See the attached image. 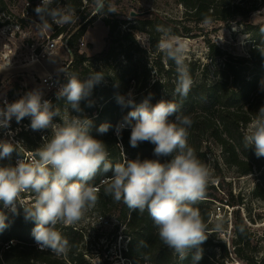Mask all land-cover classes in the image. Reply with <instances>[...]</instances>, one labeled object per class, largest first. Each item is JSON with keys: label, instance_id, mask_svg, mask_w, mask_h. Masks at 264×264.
Instances as JSON below:
<instances>
[{"label": "clouds", "instance_id": "obj_1", "mask_svg": "<svg viewBox=\"0 0 264 264\" xmlns=\"http://www.w3.org/2000/svg\"><path fill=\"white\" fill-rule=\"evenodd\" d=\"M104 2L94 0L97 14L104 10ZM34 11L39 18L34 25L40 36L53 24L63 26L77 19L72 8L60 6L57 0H41ZM109 12H116L115 8L110 6ZM209 22L207 18L204 21ZM157 31L164 33L158 48L176 65L172 95L186 98L193 84L184 62L186 45L161 26ZM61 71L66 74V82L60 85L56 96L65 103L63 112L58 105L54 107L49 100L42 99L40 89L28 91L11 103L4 101V107H0V128H9L13 117L17 123L30 117L32 130H51L50 136L42 137V145L27 159L19 142L0 140V161L10 160L14 152L23 156L15 165H0V204L14 215L23 209L24 220L34 222L31 235L41 251L67 255L69 241L60 227L85 219L99 199L100 189L92 182L98 174L111 172L103 181L104 194L114 202H123L131 211L141 215L147 212L160 242L180 260L195 249V264L202 258L201 245L209 235L224 229L222 218H217L210 228L194 206L206 198L209 184L215 181L208 165L189 146V129L193 125L190 115L179 114L170 120L181 108L174 99L152 104L149 93L137 103L133 90L117 95V103L131 110L117 124L116 135L120 137L125 128H130V146L150 143L156 158L128 159L124 155L121 162L113 164L106 144L91 134L92 120L73 116L69 111L82 112L81 101L87 100L88 106H92L88 98L104 80V72L94 71L81 79L76 72ZM260 91L264 92V79L260 81ZM56 117L61 122H54ZM110 127L104 123L97 131L104 134ZM242 142L245 149L254 147L257 158L264 157V105L243 131ZM161 157L171 159L161 162ZM25 194L28 199H24ZM6 221V214L0 210V232L9 226Z\"/></svg>", "mask_w": 264, "mask_h": 264}, {"label": "trees", "instance_id": "obj_2", "mask_svg": "<svg viewBox=\"0 0 264 264\" xmlns=\"http://www.w3.org/2000/svg\"><path fill=\"white\" fill-rule=\"evenodd\" d=\"M31 5L30 12L34 11L35 3L41 0H26ZM74 10L77 21L73 24L63 26L52 25L53 37L61 36L71 53V64L67 71L76 72L81 79L94 72L93 67L99 62H108L115 55L119 46V26L125 23L122 12H109L108 1L104 2V10L97 14L96 8L91 7L93 0H57ZM186 9L187 19L197 23H204L207 18L210 22L234 21L244 22L251 25V15L258 9L256 4H246L243 0H179ZM6 2L0 0V10L5 11ZM95 11V12H94ZM94 13V14H93ZM108 16V34L105 38L103 49L93 55L86 51L80 52L82 39L87 33L90 25L100 16ZM240 18V19H238ZM8 22V21H6ZM140 30L148 28L153 33L155 19H142ZM4 24V23H2ZM254 27V44L248 56L234 57L227 55L226 51L210 44L209 58L214 61L217 57L225 59L224 66L219 70L217 79L208 82L207 74L197 83L193 84L187 97L173 96L174 89H163L160 78L151 80L150 68L140 70L133 63L132 55H127L130 60L127 66L115 72L109 77L108 84H98L94 87L91 96L92 106L88 101H81L82 112H75L77 116L87 117L92 120L91 134L101 139L107 147L110 161L115 164L121 162L124 155L128 159H155L153 155L154 145L144 142L133 148L129 144L130 128H125L120 137L116 135V126L121 122L130 108H123L117 103L116 96L126 94L129 90H135V100L141 102L145 97L152 94L151 103L155 104L160 100L174 99L181 105L178 113L169 117L174 120L176 115H190L193 125L189 129L188 143L194 148L197 156L205 162L211 152V145H219L224 161L229 166L237 168L240 174H250L261 170L263 157L257 158L254 147L244 148L242 133L250 120L255 116L259 108L264 105V92L260 91V81L264 79V27L252 24ZM184 27V34L190 36L189 27ZM124 40H133L131 29L120 34ZM157 42L155 43V46ZM162 54L157 58V67L168 78L172 75L170 68L164 69ZM228 57V58H227ZM171 64L173 61L169 59ZM155 66V65H154ZM208 65H205V67ZM222 73V75H220ZM209 74V73H208ZM66 82V74L59 75V85ZM118 84V87L115 86ZM134 88V89H131ZM59 89V88H58ZM46 98L52 105L59 106L63 110L66 106L64 101L58 100L56 93ZM11 102H14L11 100ZM30 119L25 117L19 123L14 121L10 124V130H16L17 135L27 146V150L34 155L38 148L36 140L32 137ZM61 122V121H60ZM111 125L109 130L101 134L97 131L101 124ZM40 138V135H38ZM122 145V148L121 146ZM27 151V152H28ZM23 156L25 154L22 152ZM22 154L13 153L11 165H15L17 159H22ZM161 162L170 160L171 157H161ZM0 165H8V160L0 161ZM112 173L98 174L92 182L100 189L99 199L96 204L97 210L103 217L114 219L121 234L127 237L128 242L124 250L125 257L130 264H194L192 250L184 260L164 246L157 237L156 230L147 212L143 215L137 211H131L123 202L117 203L111 197L104 194V183L106 176ZM216 183H210L206 198L198 202L197 207L205 221L212 224L214 201L225 202L229 206H240L244 204L242 197H236L232 190L225 187L224 176L218 168ZM264 174L253 195L264 198ZM222 194L224 196H222ZM6 216L8 227L0 232V264H88L85 253V233L83 230L73 226H61L62 235L68 239L70 250L67 255L57 256L50 250L41 251L31 235L35 226L34 222L25 221L23 209L19 215H14L0 204ZM233 250L229 248L226 241L217 238V233L209 235L206 242L201 245L202 258L195 264H228L230 254L233 253L245 264H264V253L252 245L254 233L251 231L240 208L234 209L233 213ZM219 250V253L217 252Z\"/></svg>", "mask_w": 264, "mask_h": 264}, {"label": "rangeland", "instance_id": "obj_3", "mask_svg": "<svg viewBox=\"0 0 264 264\" xmlns=\"http://www.w3.org/2000/svg\"><path fill=\"white\" fill-rule=\"evenodd\" d=\"M105 1H108L116 12L124 13V15H119V13L117 15L119 18L123 17L125 23H122L118 28L119 35L117 34V36L120 37V40L115 55L108 62H99L93 67V71H103L105 74L101 84H108L109 77L129 64L130 60L127 55H132L133 63L140 70L150 68L152 81L160 78L163 89L175 88L177 80L176 65L174 62L171 64L158 48V42L164 33L157 31L155 28L152 31L153 33L148 32V28L140 30L142 19H155V27L161 26L168 30L170 36L179 38L186 45L184 62L193 84L199 82L205 74L209 75L208 82L217 79L219 70L224 66L225 59L222 57H217L211 62L209 58L210 44L214 43L222 48L227 55L234 57L248 56L254 44V27L252 24L264 27V0H243L246 4H256L258 7L251 15L250 26L241 22V20L231 23L211 21L207 24L197 23L194 20L189 21L186 9L179 0ZM5 2V11L0 10V107H4V101L9 103H11V100L16 101L33 89L42 90V99L45 100L55 92L50 91L42 83V78L47 74L60 75L64 72L61 69L68 70L72 61L70 50L61 36L53 37L54 30L52 27L44 36L39 35L34 25V22H38L39 18L35 11L26 12V0H5ZM57 3L60 6H66L60 2ZM91 7L95 8L94 0ZM106 19H108V16L100 15L90 25L82 39L84 44L80 52L86 51L89 55H93L103 49L109 30ZM184 27H189L190 36L184 34ZM129 29L133 33V40L131 41L124 40L120 35ZM54 38L57 40L55 50L46 57L39 55L45 44ZM156 42L157 45L155 46ZM160 54L165 56L162 62L164 69L170 68L173 71L169 78L157 67L156 61ZM205 65L208 66L205 67ZM133 92L135 95V90ZM69 111L71 115L77 116L73 110L69 109ZM27 118L30 119V117ZM14 121L15 118L13 117L10 124ZM29 121L31 122V119ZM54 122L59 123V117L54 118ZM9 132L12 135H9ZM50 134V129L32 131V137L36 140L38 148L43 143L42 137L50 136ZM38 135H40V138ZM0 140H11L13 143L19 142L25 158L33 156L17 135L16 130L0 128ZM210 149L211 152L205 163L212 172L214 183L217 182V179H220L219 176H216L219 168L226 182L225 187L231 189L236 197H242L244 200V204L234 207L218 200L211 204L214 209L212 224L217 218H222L223 221L224 230L217 233L216 237L226 241L229 248L233 250V213L234 209L240 208L242 215L254 233L252 245L264 253V198L253 195V190L260 180V175L264 174V157L261 170L242 175L236 167L229 166L224 161L219 145H211ZM9 164H11V160H8ZM222 196L224 195L222 194ZM28 198V195L25 194L24 199ZM218 205L221 206L220 210L217 208ZM75 227L85 233L84 253L88 264H130L124 255L128 242L127 237L121 234L116 221L103 217L96 206L89 210L85 219L76 224ZM217 252L219 253V250ZM225 261L228 264H245L233 253L230 254V261Z\"/></svg>", "mask_w": 264, "mask_h": 264}, {"label": "built area", "instance_id": "obj_4", "mask_svg": "<svg viewBox=\"0 0 264 264\" xmlns=\"http://www.w3.org/2000/svg\"><path fill=\"white\" fill-rule=\"evenodd\" d=\"M41 1H37L35 3V7L40 4ZM30 3L29 2H26V12L29 13L30 12ZM56 39H51L49 40L45 46L43 47V49L39 52V55H42L43 57H46L48 54H50L51 52H53L56 48ZM83 42L81 43V47L83 46ZM81 50V49H80ZM42 83L44 85H46V87L50 90V91H58V88L60 87L59 85V75H53V74H47L46 76H44L42 78ZM46 100V99H45ZM218 210L221 209V206L218 205L217 206Z\"/></svg>", "mask_w": 264, "mask_h": 264}]
</instances>
